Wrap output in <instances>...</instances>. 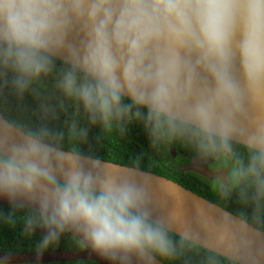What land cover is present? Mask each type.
<instances>
[{"label":"clouds","instance_id":"9594fccd","mask_svg":"<svg viewBox=\"0 0 264 264\" xmlns=\"http://www.w3.org/2000/svg\"><path fill=\"white\" fill-rule=\"evenodd\" d=\"M130 126L235 158L217 202L92 149ZM0 197L38 251L71 233L111 264H264V0H0Z\"/></svg>","mask_w":264,"mask_h":264},{"label":"trees","instance_id":"16d2710c","mask_svg":"<svg viewBox=\"0 0 264 264\" xmlns=\"http://www.w3.org/2000/svg\"><path fill=\"white\" fill-rule=\"evenodd\" d=\"M53 81H48L45 95H50L53 90ZM28 103H31L29 99ZM7 106L12 109V115L20 120H36L44 113L35 110H21L16 108V101L9 97ZM95 129L90 133L91 147L102 158L110 159L113 162L124 165H131L138 162L140 167L147 171H152L160 175L167 176L184 186L192 189L208 199L217 202L212 193H205L197 188L195 184L189 182L188 171L179 167V163L185 164L187 161L181 154L192 156L198 154L195 149L185 142H172L154 144L138 126H130L124 131H114L105 134L101 139H96ZM171 148H175L178 156L171 154ZM243 153H241V156ZM178 159V161L176 160ZM177 162V164H176ZM232 159V166L235 164ZM235 195V193H234ZM27 209L14 208L11 204H0V251H38L36 241L40 233L29 232L26 225ZM84 248L71 233L61 236L59 242L45 250L54 249H76ZM6 264V263H0ZM21 264H101L90 259H76L70 261H54L45 263H21Z\"/></svg>","mask_w":264,"mask_h":264},{"label":"water","instance_id":"95a60500","mask_svg":"<svg viewBox=\"0 0 264 264\" xmlns=\"http://www.w3.org/2000/svg\"><path fill=\"white\" fill-rule=\"evenodd\" d=\"M171 154L173 156L177 154L175 148H171ZM187 166H185L184 168L189 169L190 167L188 168ZM230 166H231L230 159H227L223 156L212 157L209 159L208 166L203 170V174L206 176H216L219 178V180L223 181L224 177L228 176V171L230 169ZM149 172L154 177H157L160 183L179 189L189 198L190 202L193 200L200 199V200H208L210 202L215 203L214 201L202 196L201 194L196 193L192 189L184 186L183 184L167 176L160 175L152 171ZM154 195L158 202L163 203L167 201L168 206H171V202L168 201L166 193L161 191L158 187L156 188ZM0 204H10V203L7 200V198L0 197ZM160 210L162 211L164 209H160ZM35 231L40 234L42 233V229L39 228L35 229ZM65 234L66 233H64L63 235ZM76 259H90L99 262L101 264H111L110 261L104 259L89 246H84V248H76V249H54V250H43V251H12V252L0 251V263H6V264L45 263V262H54V261H70ZM162 264H165V262H162Z\"/></svg>","mask_w":264,"mask_h":264},{"label":"flooded vegetation","instance_id":"af4514ba","mask_svg":"<svg viewBox=\"0 0 264 264\" xmlns=\"http://www.w3.org/2000/svg\"><path fill=\"white\" fill-rule=\"evenodd\" d=\"M178 155L179 154L177 152V154L174 157H176ZM181 155L187 161V163H185V164L179 163V167L185 171H188L187 175L189 177V182L195 184V186L197 188L203 190V192L212 193L216 197L215 193L213 192L212 181L214 178L218 179V180H219V178L216 176H206L203 174V170L208 166L209 159L212 157L205 160V159L199 157L198 154H194L192 156H189L187 154H181ZM230 162H232V159H230ZM176 164H177V162H176ZM185 166H187L188 168L190 167V168L186 169V168H184ZM232 168H233V166L231 163L230 169L228 171V175L230 174Z\"/></svg>","mask_w":264,"mask_h":264},{"label":"rangeland","instance_id":"374dc122","mask_svg":"<svg viewBox=\"0 0 264 264\" xmlns=\"http://www.w3.org/2000/svg\"><path fill=\"white\" fill-rule=\"evenodd\" d=\"M178 161V159H176Z\"/></svg>","mask_w":264,"mask_h":264}]
</instances>
